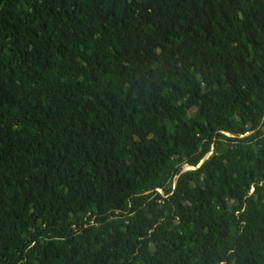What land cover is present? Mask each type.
Returning <instances> with one entry per match:
<instances>
[{"label":"trees","instance_id":"trees-1","mask_svg":"<svg viewBox=\"0 0 264 264\" xmlns=\"http://www.w3.org/2000/svg\"><path fill=\"white\" fill-rule=\"evenodd\" d=\"M0 264H264V0H0Z\"/></svg>","mask_w":264,"mask_h":264},{"label":"rangeland","instance_id":"rangeland-1","mask_svg":"<svg viewBox=\"0 0 264 264\" xmlns=\"http://www.w3.org/2000/svg\"><path fill=\"white\" fill-rule=\"evenodd\" d=\"M190 169H193V167H189V166H187V167L185 168V171L190 170Z\"/></svg>","mask_w":264,"mask_h":264},{"label":"water","instance_id":"water-1","mask_svg":"<svg viewBox=\"0 0 264 264\" xmlns=\"http://www.w3.org/2000/svg\"><path fill=\"white\" fill-rule=\"evenodd\" d=\"M202 165V164H201Z\"/></svg>","mask_w":264,"mask_h":264}]
</instances>
